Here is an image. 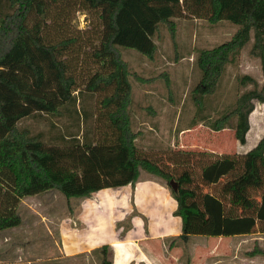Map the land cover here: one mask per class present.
<instances>
[{"label": "trees", "instance_id": "16d2710c", "mask_svg": "<svg viewBox=\"0 0 264 264\" xmlns=\"http://www.w3.org/2000/svg\"><path fill=\"white\" fill-rule=\"evenodd\" d=\"M55 7L59 14L51 21ZM79 11L92 18L90 30L71 24L72 13ZM184 15L238 26L229 42L199 54L203 77L193 90L198 105L214 93L226 65L252 38L251 53L261 60L264 76V0H0V231L21 225L17 208L23 198L51 190L68 199L90 198L103 189L134 187L144 170L169 184L182 238L264 232V137L246 154L214 157L179 150L166 164L143 156L135 145L132 73L121 49L152 58L159 25L174 34L173 19ZM90 59L100 67L86 77V90H113L101 101L111 129L104 139L49 145L19 127L34 114L61 116L64 107L76 105L74 72L88 67ZM241 84L255 87L211 128L223 131L235 119V138L245 145L255 103H264V82L259 87L244 76ZM108 252V246L100 249L102 264H111ZM257 254L264 251L248 255Z\"/></svg>", "mask_w": 264, "mask_h": 264}, {"label": "rangeland", "instance_id": "374dc122", "mask_svg": "<svg viewBox=\"0 0 264 264\" xmlns=\"http://www.w3.org/2000/svg\"><path fill=\"white\" fill-rule=\"evenodd\" d=\"M58 10L55 7L51 12V21H57ZM72 15L73 27L90 30L92 18L87 12ZM173 20L174 34L168 25H159L153 37L156 50L152 58L133 49H121L132 73L129 113L135 145L143 156L160 160V164H166L179 150L207 152L214 157L246 154L264 137V103H255L245 145L235 138V119L220 132L213 131L211 123L230 113L240 95L254 89L253 84H241L244 76L254 78L259 87L263 85L261 60L251 53L253 38L226 65L214 93L198 105L193 90L203 77L197 63L199 54L229 42L238 26L228 21L211 24L207 19L189 15ZM86 51L91 53L90 48ZM99 67L90 59L88 67L74 72L79 88L76 105L64 107L61 116L34 114L22 119L19 127L31 136H41L49 145H68L75 138L81 142L104 139L103 133L111 129L101 101L113 90L91 93L85 87L88 74L92 76ZM146 179L161 182L171 192L166 181L142 170L139 180ZM74 202L75 198L68 199L57 190L23 198L17 208L21 225L0 231V264H101L97 253L74 258L60 255L62 240L56 222L68 215ZM250 243L239 246L244 248ZM181 244L187 247L188 242L181 240Z\"/></svg>", "mask_w": 264, "mask_h": 264}, {"label": "crops", "instance_id": "0c3cea01", "mask_svg": "<svg viewBox=\"0 0 264 264\" xmlns=\"http://www.w3.org/2000/svg\"><path fill=\"white\" fill-rule=\"evenodd\" d=\"M75 199L68 215L56 222L62 258L97 253L102 264L100 249L108 246L111 264H264V254L248 255L264 251V232L182 238L177 201L155 179Z\"/></svg>", "mask_w": 264, "mask_h": 264}, {"label": "water", "instance_id": "95a60500", "mask_svg": "<svg viewBox=\"0 0 264 264\" xmlns=\"http://www.w3.org/2000/svg\"><path fill=\"white\" fill-rule=\"evenodd\" d=\"M171 184H172L174 189H177V184L174 181H171Z\"/></svg>", "mask_w": 264, "mask_h": 264}, {"label": "bare ground", "instance_id": "6f19581e", "mask_svg": "<svg viewBox=\"0 0 264 264\" xmlns=\"http://www.w3.org/2000/svg\"><path fill=\"white\" fill-rule=\"evenodd\" d=\"M123 264V263H122Z\"/></svg>", "mask_w": 264, "mask_h": 264}]
</instances>
